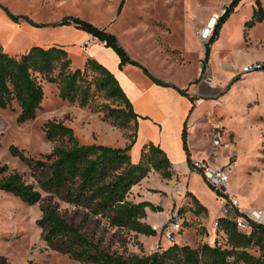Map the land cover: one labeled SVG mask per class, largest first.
I'll list each match as a JSON object with an SVG mask.
<instances>
[{
	"label": "rangeland",
	"instance_id": "374dc122",
	"mask_svg": "<svg viewBox=\"0 0 264 264\" xmlns=\"http://www.w3.org/2000/svg\"><path fill=\"white\" fill-rule=\"evenodd\" d=\"M224 1L226 0H0V46L2 51L12 55L23 53L33 45L61 46L70 59L72 69L82 68L87 59H92L110 72L113 62L103 46L94 45L87 37L81 38L83 30L72 24H60L64 17H78L113 34L128 56L130 52L141 63L146 64L152 77L162 81L156 76L159 74L171 79L178 86L157 83L145 74L151 82L173 88L185 99V103L190 104L193 99L189 94L202 67H207L210 63L214 76L225 80L218 64L228 63L231 68H235V65H241L243 60L257 51L264 57V47L259 44L264 41V20L249 23L251 3L249 0H238L221 24L217 37L207 44L208 54L204 62L206 43L199 42L195 33L221 8ZM251 63L253 62L242 64L238 69ZM118 66L121 67L119 64ZM136 68L143 72L140 67ZM260 73H264V70L246 74L238 71L228 81L226 91L220 93L218 98H198L202 101L201 112L208 109L211 120L221 119L223 142L230 137L231 144L245 149V155L234 156L237 167L228 181L229 192L235 194L239 208L242 209L264 206V139L262 143L257 141V133L249 128L250 125L243 128L246 116L240 117L242 113L247 114L252 121L257 120L259 112L264 114V75ZM92 77V74L86 76L85 82L89 83V90L84 106H80L78 101L62 99L58 95L56 84L42 81L43 98L34 119L18 123L16 117L19 108L16 102H12L8 108H0V164L7 165L6 173L17 171L26 182H33L30 169L18 156L11 153L10 146L22 149L25 155L40 158L41 154L48 153L54 145L65 144L64 141H50L45 137L42 125L47 120L62 122L70 127L79 143L112 147H124L131 143L128 154L132 163L140 160L144 146H160L166 135L170 144L176 148L173 152L175 156L186 154L183 147L178 148L172 136L171 131L177 128L178 123L182 129L191 128L193 131L194 127L197 128L191 139L192 145L209 148L210 135L206 131L208 124H212L211 120L203 119L193 124L195 116L187 118V114L184 118L171 114H151V119L136 116L134 124L130 123L127 128L119 127L113 117L106 115L107 106L113 104L102 91L95 88L91 82ZM200 80H207L208 84L212 82L206 68L197 79ZM212 84L210 87L216 89L214 80ZM227 92L229 95L224 97ZM254 92L261 93V98H258L261 99L260 102H254ZM224 100L229 110L217 112L215 106ZM260 123L264 129V119ZM238 136L246 139L239 141ZM166 157L169 159L167 155ZM170 179L171 192L169 187L164 189L168 202L161 203L167 208L166 211L158 212L164 211L163 207H159L162 206L160 204L151 213V223L157 226L153 229L159 230V234L153 236L111 228L104 219L92 217L85 211L62 202L58 203L59 209L71 224L101 247L124 255L150 254L156 244L166 246L167 241L162 234L164 227L168 226L165 214L169 210L174 211L181 220V229L175 233L178 244L196 248L205 242L212 243L214 239L215 243L226 247V235L221 229L215 232L211 226L225 202L223 196L209 186L203 176L196 178L191 175L190 184L195 189L194 199L186 191L182 194L173 192L180 179ZM148 190L154 191L150 188ZM180 197L184 198L179 199ZM40 215L39 204H27L19 197L0 190V256L6 257L9 264H26L29 261L36 264H79L67 254L52 249L42 239L37 225Z\"/></svg>",
	"mask_w": 264,
	"mask_h": 264
},
{
	"label": "trees",
	"instance_id": "16d2710c",
	"mask_svg": "<svg viewBox=\"0 0 264 264\" xmlns=\"http://www.w3.org/2000/svg\"><path fill=\"white\" fill-rule=\"evenodd\" d=\"M238 0H232L226 13L215 23L213 34L204 45L207 60L208 46L232 11ZM253 9L249 23L262 19L259 4ZM60 24H72L111 48L119 57V65L130 63L140 67L144 74L157 80L137 61L132 60L119 45L113 34L78 17H64ZM264 70V66H262ZM102 91L113 106H107L108 117H113L119 127L135 123L136 114L114 75L95 60L87 59L82 68H71L70 59L61 46L33 45L20 54H8L0 46V108L16 102L18 123L32 120L40 109L43 98L42 81L54 83L62 99L87 102L89 86L86 76ZM45 137L60 140L40 158L25 155L22 149L11 148L30 169L33 182H26L17 171L6 173V164H0V190L7 191L27 204H39L41 212L37 225L42 239L55 251L67 254L79 264H264V224L252 223L248 232L237 229L233 216L220 217L219 227L226 235V247L213 239L196 248L167 242L164 249L150 254H120L99 245L69 222L59 209V202L79 208L92 217L104 219L111 228L126 229L145 236L155 235V230L144 219L146 207L157 210L147 201L133 202L128 192L142 180L150 169L162 178L172 177L170 161L159 146L146 145L140 160L132 163L128 154L131 143L124 147L103 144L79 143L70 127L62 122L47 120L42 125ZM186 129H182V147L187 154ZM192 199L193 196L187 192ZM201 209H204L201 206ZM217 230H215L216 232ZM214 232V233H215ZM0 264H9L0 256ZM26 264H36L27 262Z\"/></svg>",
	"mask_w": 264,
	"mask_h": 264
},
{
	"label": "crops",
	"instance_id": "0c3cea01",
	"mask_svg": "<svg viewBox=\"0 0 264 264\" xmlns=\"http://www.w3.org/2000/svg\"><path fill=\"white\" fill-rule=\"evenodd\" d=\"M256 1L257 4H259L260 8L262 9V19L264 20V0H249V3H251V13L250 17L252 18V12L253 9L256 7ZM260 20V21H261ZM81 33L80 37L81 38H89L90 41L94 45H101L103 46L104 50L107 51L110 54V57L113 62V68L109 69L110 72L114 75L115 79L117 80L119 86L121 87L122 91L128 98L132 109L134 113L137 116H141L143 118H150L151 114H156L158 116L162 115H176L182 116L183 118L187 114V118H193L195 116V123L198 121H201L203 119L205 120H211V113L208 109H206L204 112H201V107H202V101H199V97L205 98V99H213V98H218L220 96V93H223L226 91L227 88V83L229 80H231L239 71V67L242 64L248 63V62H262L264 63V57H262L258 51L256 53L251 54V56H248L245 60L242 61L241 65H235V68H231V65L228 63H223V64H218L219 68L221 71H223L224 76L226 77L224 79H220L214 76V74L211 72L210 69V63L207 65V67H202L201 69V74L204 71V68L207 69V73L209 75L210 80H214V83L216 82L217 88H211L210 85L212 82L210 81L209 84L206 82V80H200L197 81V79L200 77V75L197 76V79L194 81L195 85L191 89V93L189 96L193 99L190 104L188 102L185 103V99L181 98L180 94L176 90H174L171 87H164V86H159L151 80L147 79L145 76L144 72H141L140 69L138 70L136 67L130 63H126L122 65L121 67L118 66L119 64V57L116 55V53L109 47L104 46V44L97 39L93 38L90 34L86 33ZM192 35H193V30H192ZM194 36V35H193ZM195 38V37H194ZM261 47H264V41L259 42ZM264 49V48H262ZM129 56L132 60L137 61L139 64H141L144 68L146 67V64L141 63L139 59L135 58L130 52ZM245 53V52H244ZM242 54V52H241ZM244 55V54H243ZM148 71V70H147ZM150 72V71H149ZM255 72H261V70L255 71ZM264 75V73H260ZM156 76L161 79L163 82L168 83V84H173L175 86H178L175 84L171 79L165 77V76H160L159 74H156ZM213 85V84H212ZM149 91V92H148ZM260 92V91H259ZM231 94V93H230ZM226 95H229V92H227ZM232 95H230L231 97ZM223 97V98H224ZM254 102H260L261 99H258L259 97L261 98V93L254 92ZM173 100L177 101L174 102ZM179 100L181 102H179ZM217 112H224V110L228 111L227 109V102L225 100L221 103L219 102L217 106H215ZM215 115V111L213 112ZM240 117H243L244 115L246 116L243 120V128H246L247 126L250 125L249 128H253L255 131V134L257 133V141H260L262 143V139H264V129L261 127V119H264V114H261L260 112L258 113L257 120H249V116L247 114H240ZM223 117V116H222ZM228 119H230V116H227ZM238 117V119L240 118ZM221 118V117H220ZM261 118V119H258ZM151 119V118H150ZM221 119H213L210 121V123H221ZM241 121V120H239ZM212 124H208V129H207V134L210 135V132L212 130L211 126ZM246 125V126H244ZM194 130L192 131L191 128L186 129V144H187V154L183 153L182 155H176L174 150L176 149L170 144V139H168L167 135L165 136V139L163 142H161V145L159 146L169 157L170 161V170L172 172V177L174 180H177L176 178L180 179V183L184 184L186 186V192H189L192 196H194L195 189L191 186L190 184V179L191 175L196 177V178H202V176L198 172H190L189 171V160L190 158H206L209 163L211 164H223L227 162L230 158L236 156L238 157L239 155H245V149L238 147L236 145L231 144L230 142L232 139L229 137L228 139L225 140V145L222 146L221 148L215 150L218 153V156H210V152L213 151V148L211 146V143L208 144L207 149H203V147H199L200 145H192L191 144V139L194 137V131L197 128H193ZM231 129V128H230ZM172 136L173 139L177 142L178 148H182V127L181 124L178 123L177 128L172 129ZM232 131L230 130L229 134H231ZM167 134V133H166ZM237 138H240L239 141L245 140L244 136H238ZM193 148V149H192ZM237 167V165H236ZM235 167V168H236ZM235 169L233 170V172ZM233 172L231 173L230 176H232ZM171 179H165L160 176L156 171L153 169H150V171L147 173V175L140 180L137 184L133 185L130 191L128 192V199L133 201V202H138V201H147L151 203L154 206H158L161 203L163 204L168 202L167 196L164 194L166 191L164 190L165 188H170L171 192V184H170ZM148 188L153 189L154 191L148 190ZM174 192V191H173ZM175 193H172V195ZM184 197H180L179 199H183ZM161 204V205H162ZM239 204V203H238ZM163 207L164 211H158V212H165L166 207L165 206H159ZM264 207V206H262ZM260 208V207H258ZM146 210V217L145 221L152 226V228H156L154 223H151V211L148 207L145 208Z\"/></svg>",
	"mask_w": 264,
	"mask_h": 264
},
{
	"label": "built area",
	"instance_id": "2783aa9c",
	"mask_svg": "<svg viewBox=\"0 0 264 264\" xmlns=\"http://www.w3.org/2000/svg\"><path fill=\"white\" fill-rule=\"evenodd\" d=\"M232 0H226L221 4V8L213 13L209 20L200 27L195 35L199 42L202 44L207 43L213 34V28L218 19L223 16L227 8L229 7ZM210 21H213L210 24ZM262 65L259 62H254L246 66H242L239 72L241 74H246L253 71L262 70ZM207 81V80H206ZM210 143L213 151L210 152V156H218L217 149L225 145L222 139V125L217 122L210 132ZM237 165L236 159L234 157L230 158L227 162L223 164H211L206 158H200L197 160H189V171L200 173L204 179L207 181L209 186H211L215 191L223 196L224 204L219 211V216L212 222V229L217 230L219 227L218 219L220 217L233 216L235 225L238 230L243 232H248L251 229L252 223L264 224V207L252 208V209H242L239 208V204L235 194H231L228 188V181L231 173ZM186 191V186L179 182L176 194H182ZM165 223L167 227L163 232L162 236L167 242L175 241V233L181 226V220L174 211L169 210L165 214ZM155 233L159 234V230ZM164 246L161 244H156L154 246L155 251H161Z\"/></svg>",
	"mask_w": 264,
	"mask_h": 264
},
{
	"label": "bare ground",
	"instance_id": "6f19581e",
	"mask_svg": "<svg viewBox=\"0 0 264 264\" xmlns=\"http://www.w3.org/2000/svg\"><path fill=\"white\" fill-rule=\"evenodd\" d=\"M212 23H213V21L210 22V24H212Z\"/></svg>",
	"mask_w": 264,
	"mask_h": 264
}]
</instances>
